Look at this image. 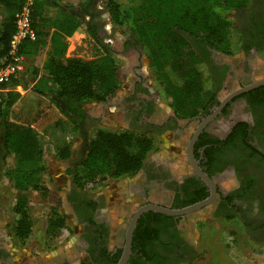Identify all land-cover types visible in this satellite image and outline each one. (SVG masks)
Masks as SVG:
<instances>
[{
    "label": "trees",
    "instance_id": "obj_1",
    "mask_svg": "<svg viewBox=\"0 0 264 264\" xmlns=\"http://www.w3.org/2000/svg\"><path fill=\"white\" fill-rule=\"evenodd\" d=\"M25 2L0 0V58L6 54L15 29V14ZM93 2L82 0L79 8L62 0H33L30 5L35 39L24 40L19 51L24 57L33 59L45 50V58L40 68L28 63L7 85H21L38 96L51 99L62 117L39 132L30 125L9 119L20 93L9 89L2 94L0 153L1 162H5L6 156L13 158L3 174L16 193L12 206L15 219L10 226V237L15 243H24L33 231L26 191L38 188L42 183V174L46 170L42 157L46 147L52 148L55 159L67 160L75 151L70 136H77L84 130L78 158L73 162L79 165L81 172V175L74 173L73 193L95 179L93 183L99 184L103 178L134 175L143 166L148 153L159 146V138L151 130L86 126L88 120L98 118H90L83 105L103 103L120 87L114 55L107 46L103 45V53L97 58L65 55L66 38L78 28L101 42ZM247 3L248 0H106L104 8L113 26L123 27L135 36L141 52L148 58L158 94L169 102L176 118L185 119L203 114L216 101L217 85L201 50L208 47L231 54L239 48L241 36L229 12ZM88 128L91 131H87ZM68 171L73 172L72 169ZM71 193L67 199L72 201L75 198ZM203 195L206 194L198 199H203ZM232 198L233 195H229L228 201ZM84 205L94 207L95 201L89 199ZM149 214L167 220L173 218L158 212ZM142 217L133 232L132 250L140 255L137 264H149L152 255L148 246L155 240V234L149 226L142 229ZM68 227L66 214L50 207L45 226L48 238H56ZM140 236L148 244L139 247ZM105 251L104 248L101 253L106 254ZM87 252L89 261L91 249Z\"/></svg>",
    "mask_w": 264,
    "mask_h": 264
},
{
    "label": "flooded vegetation",
    "instance_id": "obj_2",
    "mask_svg": "<svg viewBox=\"0 0 264 264\" xmlns=\"http://www.w3.org/2000/svg\"><path fill=\"white\" fill-rule=\"evenodd\" d=\"M229 17L241 36L239 48L231 54L208 47L201 50L217 85L216 101L203 114L190 118H176L169 102L158 94L148 58L141 52L132 32L119 41V51L130 54L133 61L122 58L125 71L117 69L120 84H125L123 92L113 101L120 115L117 117L124 128L151 130L160 140L168 137L171 147L167 150L170 152L164 153L163 144L158 146L148 153L137 173L125 177L133 181L127 185L132 201L126 200L127 193L123 191L116 199L108 200L101 192L87 193L77 189L78 192L71 193L75 186L70 184L63 203L73 224L69 226L77 228L74 243L69 249L57 250V247L51 260L43 264H117L124 253L129 219L137 207L156 203L181 208L177 206L200 201L198 198L202 194H206L203 199L208 197L210 187L188 157L187 143L198 127L201 130L193 144V158L214 184L213 199L191 212L168 215L172 220L149 214L152 210L141 213L132 231L125 264L140 261V255L132 250V238L142 215V229L149 226L155 234V240L148 246L152 255L149 264H189L197 257L195 228L218 216L237 217L248 231L264 234V84L230 97L222 106L224 98L237 88L264 80V0H248L245 6L231 10ZM96 26L98 32L107 30L101 22L96 21ZM144 60L147 62L145 68L142 67ZM101 117L88 120L86 126L96 120L102 123ZM80 148L65 160L70 161L68 170L74 166ZM225 176L236 181L232 189H222L217 181ZM70 193L75 198L72 201L67 199ZM229 195L233 198L228 201ZM89 199L95 201L94 207L84 205ZM133 203L136 204L134 208ZM208 237L209 233L204 240L208 241ZM137 244L140 247L148 243L140 236ZM104 248L106 254L101 253ZM88 249L92 252L89 261ZM12 250L11 242L8 244V240L0 238V264H9L14 256Z\"/></svg>",
    "mask_w": 264,
    "mask_h": 264
},
{
    "label": "rangeland",
    "instance_id": "obj_3",
    "mask_svg": "<svg viewBox=\"0 0 264 264\" xmlns=\"http://www.w3.org/2000/svg\"><path fill=\"white\" fill-rule=\"evenodd\" d=\"M80 1L82 0H62L63 3L76 8L80 7ZM105 1L94 0L92 3V9L97 13L95 21L107 26L106 32L97 33L101 42H96L86 30L80 28V31L84 33V37L80 39L81 43L74 50V53H79L84 59L97 58L103 53V45H105L112 51L117 69L123 72L124 61L122 58L133 61L130 54H122L119 51V41L129 33V30L112 25L109 14L104 8ZM43 59L44 53L37 55L31 61L34 65V63L40 64ZM146 64L147 62L144 60V66L142 65V67L145 68ZM124 88L125 84L121 83L108 103L94 102V104H87L85 109L93 118L102 116V123L94 122L91 126L110 129L125 127L121 119L117 117L120 115L116 110L117 105L113 102L123 92ZM60 117H62V114L54 101L44 96H37L32 92H28L21 100L17 101L9 113V119H13L12 121L30 125L39 132H42L47 125ZM87 131H91V129L88 128ZM70 138L75 143L80 135H71ZM170 142V139L166 136L161 140L159 139V146H162V144L165 146L163 151L166 154L170 152V150H167L168 147H171ZM1 144L2 139L0 138V146ZM52 151L50 146L46 147L42 157V163L46 168L42 174V183H39L38 188L34 187L26 191L33 231L31 236L22 244L15 243L10 237V226L15 219L12 206L16 193L5 174H3V170L12 164L13 158L9 155L6 156L5 162H0V238L8 240V244L11 242L13 247L14 256L10 258L9 264H43L51 260L52 253L66 247L69 249L74 243L77 228L72 227V221L62 199H64L63 196L67 187L73 184L74 173L81 175L80 167L73 164V172L70 173L66 170V166L68 162L70 164V161L64 160L67 164L65 166L63 162H59L54 158ZM124 179L125 177L119 179L103 178L100 180L101 184L93 183L96 181L95 179L93 182L85 183L81 191L87 193L101 192L105 194L107 200L110 198L116 199L122 193V188H120L122 182L120 183V181ZM217 181H219L222 189H232L236 185V181L228 176L219 177ZM135 201L137 204L138 201ZM136 204L133 203L131 206L134 208ZM52 206L65 213L68 225L72 226H69L68 230L61 232L56 238L49 239L45 233V226L47 214ZM128 207L129 205H127V209ZM252 208H255V204H252ZM248 230L245 229L237 217L218 216L215 219L206 220L205 223L198 225L193 232L194 240L197 241V257L192 259L189 264H264V234L253 233ZM208 233L209 237L206 242L204 237ZM57 247L58 249L54 251ZM27 251L32 253L30 254ZM82 255L84 256V252H82Z\"/></svg>",
    "mask_w": 264,
    "mask_h": 264
},
{
    "label": "water",
    "instance_id": "obj_4",
    "mask_svg": "<svg viewBox=\"0 0 264 264\" xmlns=\"http://www.w3.org/2000/svg\"><path fill=\"white\" fill-rule=\"evenodd\" d=\"M261 84H264V80H258V81H255L253 83L242 86L240 88H237L236 90L231 92L226 98H224V100L222 101V106L230 97H232L236 94H239L243 91H246L250 88H253L255 86L261 85ZM220 109H221V106L217 109V111H220ZM200 130H201V127H198L187 143L188 157L190 159V162L194 166L195 171L209 185L210 195L208 197L204 198L203 200H200L196 203H193L191 205L184 206L181 208H170V207L162 206V205H159L156 203H146V204H143V205L137 207L129 219L128 226L126 229V242H125V246H124V253H123L122 257L120 258V260L118 261L117 264H125V262L128 258L132 231H133V228L135 226L136 220L141 213H143L144 211L152 210V211L160 212V213L167 214V215H180V214H185V213L191 212L193 210H196V209L200 208L201 206L209 203L213 199V197L215 195L214 184H213L212 180L210 179V177H208L205 173H203L197 167L196 162L194 161V158H193V153H192L194 141H195L198 133L200 132ZM49 264H66V263L51 262Z\"/></svg>",
    "mask_w": 264,
    "mask_h": 264
},
{
    "label": "built area",
    "instance_id": "obj_5",
    "mask_svg": "<svg viewBox=\"0 0 264 264\" xmlns=\"http://www.w3.org/2000/svg\"><path fill=\"white\" fill-rule=\"evenodd\" d=\"M33 0H26L21 9L15 14V29L8 43L7 52L0 58V104L2 94L11 77L25 68V57L20 53V44L24 40H34L35 32L31 25L30 5ZM64 229L62 232H65Z\"/></svg>",
    "mask_w": 264,
    "mask_h": 264
},
{
    "label": "crops",
    "instance_id": "obj_6",
    "mask_svg": "<svg viewBox=\"0 0 264 264\" xmlns=\"http://www.w3.org/2000/svg\"><path fill=\"white\" fill-rule=\"evenodd\" d=\"M84 37V33L83 32H81L80 31V28H78L76 31H74L69 37H67L66 38V42H67V48H66V51H65V55L66 56H75V57H80V58H83L79 53H77L76 52V54L74 53V50L79 46V44L81 43V38H83ZM70 42H72V44H70ZM45 51V50H44ZM44 51H42L40 54H43L44 53V58H45V52ZM39 54V55H40ZM34 59V58H33ZM84 59V58H83ZM32 59H28V58H26L25 57V67L28 65V63H32V61H31ZM44 60V59H43ZM43 60H42V62L40 63V64H35L36 66H38L39 68L42 66V63H43ZM6 87V90H9V89H14V90H16V91H18L19 93H20V98L17 100V101H19V100H21L22 99V97L25 95V94H27L28 92H32L29 88L28 89H24L21 85H16V86H10V85H6L5 86ZM33 93V92H32ZM34 94V93H33ZM36 95V94H35ZM38 96V95H37ZM16 101V102H17ZM15 102V103H16ZM14 103V104H15ZM14 104H13V106H14ZM87 104L88 103H86V104H84L83 105V108H84V111H87L86 109H85V107L87 106ZM92 104H94V102H92ZM12 106V107H13ZM87 115H90V116H92L91 114H89V112L87 111ZM10 120H13V119H11L10 118ZM15 122V121H14ZM36 130V129H35ZM83 134H84V130H81L80 132H79V135H80V138H78V141L77 142H75V143H73L72 144V150H77V149H79L80 148V144H81V142L83 141L82 140V138H83ZM57 160V159H56ZM59 162H63V164L66 166L67 164H66V162L64 161V160H58ZM1 162V161H0ZM66 169H67V166H66ZM67 171H68V169H67ZM131 181H132V179H124V180H122V181H120V183H121V185H120V188H122L121 189V191H123L124 193H127L125 196H126V199H128L129 200V196H130V191H129V187L127 186L128 184H130L131 183ZM133 182V181H132ZM125 198V197H124ZM64 199H62V201H63ZM207 242V241H206ZM28 253H32V252H30V251H27ZM51 254V253H50ZM214 255H216V254H214Z\"/></svg>",
    "mask_w": 264,
    "mask_h": 264
}]
</instances>
